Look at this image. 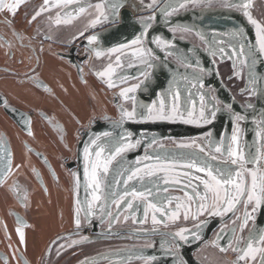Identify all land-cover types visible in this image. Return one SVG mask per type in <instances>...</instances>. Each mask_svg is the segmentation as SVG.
Here are the masks:
<instances>
[{
  "label": "flooded vegetation",
  "instance_id": "flooded-vegetation-1",
  "mask_svg": "<svg viewBox=\"0 0 264 264\" xmlns=\"http://www.w3.org/2000/svg\"><path fill=\"white\" fill-rule=\"evenodd\" d=\"M158 1L155 0L153 3V0H147V4L154 5ZM255 1L253 0L251 7L247 9L253 19H256L252 10ZM81 2L85 4L87 0H79L78 5ZM229 2L230 0L187 1L182 3L184 6L176 9L174 13L179 14L191 9L227 7L244 13V9L231 7ZM109 11L108 16L111 19V8ZM152 13L154 14L155 11ZM152 17L155 19V15ZM256 20L264 25V22ZM101 28L102 25L91 28L86 34L71 43L57 44L46 33L40 36L26 35L18 28L15 20L0 15V55L3 56L0 61V172H4L10 165V170L0 180V264H89L97 259L107 258V260L118 261L133 258L138 253L152 254L154 251L159 253L152 254L156 259L167 260L168 254L164 252L171 250L175 251L173 256L178 255L181 247L183 249L184 246L192 245L195 241L203 239L207 227L214 221L220 222V225L214 230L210 239L195 251L197 258L198 252L209 243L216 244L220 249H227V251L243 249L248 242L250 233L264 218V206L253 212L252 205H248L246 208L245 204L241 202L236 205L233 211L222 215L209 214L215 211L210 207L207 217L198 220L201 213L197 214L196 199L189 202L185 196L186 192L191 194V189L183 186L184 177H179L182 181L181 185L172 183L164 185L162 181L156 180V177H145V182L156 180L159 186L167 187L168 197L180 198L179 201H172L174 202L173 210L177 203H190V210L198 222L187 228L188 231L185 232V235L188 240L185 243L177 242L174 239L172 234L177 231L166 226L170 221L167 217L157 214V219H164L165 223L153 224L152 211L149 210L147 221L142 222L144 221L146 201L133 200L131 209L127 207L126 202L117 207L114 200H117L118 197L114 198L109 195L110 191L123 192L126 188L128 191H131L133 187L136 191L144 190L138 179L128 181L127 185L124 184L129 173H125L123 176L115 174L121 163L124 169L143 168L145 163H152L151 160H144V157L155 156L152 153L154 148H178L168 155L179 156L181 153L187 154L197 150L180 147L181 144H192L193 142L195 145L205 146L207 151V133L210 132L214 140L224 138L228 142L235 123L227 112H219L215 121L207 125L185 124L181 120H146L169 123L171 126L162 131H151L148 128H129L127 125L126 127L125 125L116 127L114 124L111 126L112 131H108L112 134L110 137H103L102 133H98V131L90 132L89 130L97 125L98 129H103L100 123H96L97 120H101V122L121 121V107L128 111L134 107L132 100H125L120 95L121 90L141 84L145 79L144 75L136 78L131 74L130 71L137 63V57L129 60L130 54L124 56L127 59L123 66L115 67L112 77L116 84L115 87H109L108 80L105 81L98 75L99 72L92 69L91 62L94 52L89 51L86 45L81 43L86 42V44L97 48L96 41L89 43L88 38ZM172 30L178 37L205 48L203 38L196 32L181 27H175ZM223 44H225L222 46L225 52L233 56V59H228L227 56L222 57L218 52L215 55L212 54L219 78L206 75L203 80V90L205 92L210 90L218 100L232 103L237 112L247 117L246 120L239 122L241 150L246 155L249 151L255 152L257 149L264 153V139L257 136V131L264 126L260 123L264 118L262 117L264 111L259 113L256 110H250L252 108H248L247 105L252 104L255 107L258 100L257 95L250 96L247 92L241 93L240 91L248 82V67L245 65L243 68V79L236 76V71L240 69L239 61L235 60L236 53L232 51V47L235 46L231 41ZM167 45V47H161L174 46L169 41H167ZM74 46H77L74 53L79 56L88 55L84 62H76L74 53H72ZM98 48L102 50L101 47ZM151 51L152 58L160 60V57L152 49ZM184 54L181 56L184 57ZM181 56H176L174 53L169 54L174 62L186 66V62L181 60ZM57 60L60 62L58 63ZM189 60L191 62V59ZM50 61L53 62L52 77L46 71ZM193 61L196 64L192 63V68L198 71V64L202 65L204 62L200 56H195ZM234 62L238 65L237 68H233ZM138 64L142 63L138 61ZM151 70L152 68H148L146 74H151ZM256 72L258 73V64H256ZM53 74H58L59 77ZM8 77L15 78L25 89L22 91L16 89L18 94H14L13 90H9L7 86ZM172 80L165 81L164 88L166 87V90ZM205 80L209 82L208 86H206ZM178 83L181 86L179 103L182 110L188 100L189 92L193 94L191 101L196 102L195 106L198 109L197 89L186 87L185 80H179ZM258 87L259 85H257V89ZM137 91L138 88L135 93H129V95H134L136 101L139 102ZM73 92L84 98L87 119L82 118L81 112L74 111L70 101L66 99ZM61 93L68 96H61ZM161 98L165 100L166 104L171 103V95L163 96L162 94L159 99ZM154 101L156 100H153L152 103ZM188 106L192 107L190 101ZM63 115L67 118H64ZM139 121L145 120L137 118L125 120L123 123ZM193 127H199L201 131L195 132ZM128 133H131L130 137L127 135ZM96 136H101L97 143L104 148L102 159L109 156L113 137L119 139L124 136L123 143L132 146L127 147L112 161L108 174L103 177L102 191L99 193L102 200L93 205L92 210L95 215L89 216L85 209L87 202L92 201L93 193L92 189L88 187V181L84 174V148L88 145L91 152L99 150L96 145L91 144ZM161 136H163L161 140H154ZM79 152L82 153L83 158L81 164L78 160ZM212 154L217 155L219 161L226 159L220 154ZM137 161L140 163L137 164ZM246 167L253 168L255 166L247 164ZM260 168L261 171H264V161H261ZM177 171L185 172L188 169L178 168ZM191 171L193 176L204 177L203 173ZM246 179L250 184L251 177L246 176ZM116 181H119L118 185L115 183ZM192 182L193 184L197 183V181ZM147 186L153 187L148 183ZM201 190L202 185L197 191ZM148 200L157 203V200L152 197H148ZM165 203L167 202L165 201ZM78 207L80 208L79 226L76 225ZM220 210L223 211L222 204ZM245 211L250 213L253 218L249 219L247 226L241 230L240 226L243 223ZM106 212H111L112 216L104 215L103 213ZM233 229H235V233H233ZM260 229H264V225ZM222 231L224 233L220 237ZM21 232H23V239H21ZM231 232L232 234H230ZM73 241H77V243H73ZM177 243H179V247H177ZM89 248H93L91 253ZM99 252L101 254H98ZM233 252L238 259L241 255L240 251L233 250ZM123 254H130V257ZM136 260H140V258ZM141 260L147 262L146 264H151L154 261H148L147 258Z\"/></svg>",
  "mask_w": 264,
  "mask_h": 264
},
{
  "label": "snow or ice",
  "instance_id": "snow-or-ice-1",
  "mask_svg": "<svg viewBox=\"0 0 264 264\" xmlns=\"http://www.w3.org/2000/svg\"><path fill=\"white\" fill-rule=\"evenodd\" d=\"M22 0H13L9 3L6 0H0V11L8 10L11 14H15ZM78 0H58V5L63 4L67 6L69 4L77 3ZM45 3H48V0H45ZM108 7L111 8V17L115 21L119 15V9L124 6V0H107ZM155 3V0H153ZM252 0H239V4H232L231 7H240L244 9V14L247 16L248 20L256 26L257 34V45L260 53H264V25L259 23L256 19H253L251 13L247 11L251 7ZM180 7L184 5L179 4ZM88 7H95L98 12V15L95 19L91 20L90 27H94L97 24L102 23L103 20H108L109 16L106 14L105 3H97L96 5H88ZM151 7V5H148ZM169 8L172 6L169 5ZM45 9H41L44 11ZM86 11L85 7H79L76 15L82 14ZM165 15H168V10L164 9ZM173 11L175 9L173 8ZM36 15H40V12H37ZM35 19V16L33 17ZM154 17H148L147 19H142L140 23L143 25L144 31L140 35L136 36L129 44H121L118 47L110 48L107 50L109 53L122 52L123 49L129 48L135 45L142 44L144 37L147 35V31L151 28V21ZM61 21L57 17L56 23L59 24ZM64 22H70L64 21ZM228 35H230L234 40L242 41L245 39V34L243 29H234ZM203 38V37H202ZM97 36H90L88 38L89 43L96 41ZM154 42L158 46L167 47V41L156 38ZM224 43L219 41L215 36L212 40L209 41L210 47L208 51L212 52L215 55L217 52L222 56H227L228 59H233V56L228 55L225 52L224 47L220 45ZM257 45L246 46L243 43H239L238 47H232V51L236 53L235 60L239 61V71H236L235 75L243 79V68L245 65L248 67V82L244 88L240 89L241 93L247 92L250 96L257 95V85H262L260 88L261 92H264V75H260L256 72L257 64ZM231 46V45H226ZM247 53V54H245ZM105 53L99 48L96 49V56H103ZM133 54L140 58V62L145 65L146 68L154 67L152 63L153 53L151 49H146L144 47H135L133 48ZM170 54V53H169ZM185 59L181 57V60ZM116 64L119 66L120 57H116ZM237 64L233 63V68H237ZM187 67H192L191 64H188ZM115 73V68L110 63L103 71L99 72L98 75L101 77L108 78L109 87H115L116 84L113 82V74ZM204 74H210V70H205L200 68L198 71H195L189 79L185 76L183 79L186 81V87L196 88L197 95H199V108L197 109L195 101H191V96L193 95L189 92L188 100L185 102L182 110V106L179 103L180 101V90L178 88H173V85L177 82L175 76L170 82L169 88L163 93V96L171 95V103L166 104L163 98L158 101H154L152 104H143L136 101L134 95H129V93H135L136 89L140 87V84L133 85L130 88H124L121 90L120 95L125 100H132L134 107L131 111H128L121 107V121L116 123V127L122 126L125 120H135L137 118L143 120H181L185 124H195V125H207L213 123L219 112H227L231 117L232 121L235 123L230 141L226 142L224 138L219 140L212 139V134L207 133V151L203 145L192 144H181V148H194L192 152L187 154L181 153L177 155H155L153 157L145 156L144 160H151L152 163H145L143 168L136 167L132 169H124L122 163L118 166L116 175L123 176L125 173L127 175V180L124 181V184L127 185V182L133 179H138L144 186V191H136L135 187L131 191H128L127 188L123 192H113L110 191L109 195L112 197H118L114 202L117 204V207L121 203L126 202L128 208H133L132 201L140 200L146 201L147 205L144 209V221H147V216L149 210L152 211V222L153 224H162L165 223L164 219H157V214H160L161 217H167L168 220H177L180 216V209H185V217L187 218L188 210H190V203L182 204L177 203L175 210L172 209V201H179V197H160V193H166L168 191L167 187H160L156 180H160L164 185L169 183L175 185H181L182 181L179 177H184L183 186L191 189V194L188 192L185 193L187 200L190 202L193 199L197 201V214H200L204 211H208L209 208H214L215 211L210 212L211 215H222L223 213L231 212L235 209L237 204L243 202L245 207L252 205V211L255 212L261 206H264V171H261L260 163L264 161V153L259 149L257 151H249L247 155L241 150L240 147V127L239 122L247 119L245 115H242L240 112H237L233 107L232 103H227L221 100H218L216 96L211 94V91L205 92L203 90V80ZM141 75L145 76V79H148V75L145 72H142ZM195 81L196 83H193ZM191 102L192 107L188 106V102ZM248 108H253L252 104L247 105ZM264 117V114H262ZM261 125H264V118L260 121ZM112 134L105 132L102 133L103 137H110ZM129 137L131 133L127 134ZM101 136H96L94 140L91 141L92 145H96L99 150L91 152L89 146L86 145L84 148V174L88 181V187L92 189V201L87 202V208L85 209L86 214L89 216L95 215L93 212V205L96 202H100L102 197L99 193L102 191L103 186V177L106 176L109 172L110 165L112 161L116 159L127 147L132 145L124 144V136H121L119 139L113 137L112 147L109 149V156L106 159H102V153L104 148L101 147L97 141H100ZM257 136L264 139V126L260 127L257 131ZM155 142V141H153ZM139 144V141H137ZM212 153L220 154L226 159L224 161H219L217 155ZM94 157V158H93ZM183 161V163H181ZM140 161H137L139 164ZM247 164H253L255 167L248 168ZM178 168H186L188 171L179 172ZM10 170L6 168L4 172H0V180L3 179L4 173ZM195 170L197 173H203L202 176H193L192 171ZM162 174V175H160ZM246 176L251 177V182L249 184ZM145 177L151 178L156 177V180H148L145 182ZM192 181H197L193 184ZM79 183V180H77ZM117 185L119 181L115 182ZM147 183L153 185L152 188L147 186ZM202 185V190L200 189ZM148 197H152L157 200V203H153L152 200H148ZM158 197H160L158 199ZM126 198H128L126 200ZM165 201L167 203H165ZM211 202V203H209ZM221 204L223 205V211L220 210ZM101 211L103 209L101 208ZM80 208H77L76 216V225H80ZM107 216H112L111 212L103 213ZM250 213L245 211L243 223L241 224V230L247 226L249 219H252ZM116 219V217H113ZM187 229H180L179 231L173 233L174 239L183 242H187L188 237L185 235ZM235 233V229L232 230ZM21 239H23V232L20 233ZM77 243V241H73ZM163 247V245H162ZM179 247V243H177ZM234 251H240L241 255L238 257L239 261H253L255 262L259 257V264H264V229H258L255 232L250 233L248 237V242L246 243L243 249H233ZM221 251H227V249H221ZM155 256H150L147 258L148 261L155 260ZM177 264H186L185 261L178 259Z\"/></svg>",
  "mask_w": 264,
  "mask_h": 264
},
{
  "label": "water",
  "instance_id": "water-1",
  "mask_svg": "<svg viewBox=\"0 0 264 264\" xmlns=\"http://www.w3.org/2000/svg\"><path fill=\"white\" fill-rule=\"evenodd\" d=\"M135 5L130 8L128 7V0H124V6L119 9V15L115 21L108 19L105 24H102V28L92 36H97L96 40L97 48L101 47L102 50H108L113 47H117L121 44H128L131 40H133L136 36L140 35L142 31H144L143 25L140 23L142 19H147L148 17H152L155 15V19L151 21V28L148 29L147 35L143 39L144 48H151L153 52L160 57V60L152 58V63L154 67H152L151 74L149 73L148 79H144L140 84V87L137 91V96L139 97V102L143 104H152L153 100L158 101L159 97L165 93L166 87L165 81L169 79H173L175 76L176 83L173 85V88L181 89L179 80H184L183 77L187 76L191 79L193 73L195 72L194 68L186 67L188 64H196L193 61L194 57L200 56L203 60V64L199 66L205 70H210V74H204L205 76H213L214 78H219V73L216 68V63L214 62V58L212 52L208 51L210 44L209 41L212 40L213 36H215L219 41L227 42L231 41L232 45L238 47L239 43H243L246 46L257 45V35L255 26L248 20L247 16L240 10H236L234 8H201V9H191L185 12L175 14L173 8L176 10L180 6L181 3H186L187 1L193 0H159L156 4L148 7L147 0H133ZM253 1V0H252ZM91 1L87 0L85 4L82 2L78 5H88ZM84 3V2H83ZM232 4H239V0H230L229 2ZM108 5V3H107ZM172 7L169 8L168 6ZM164 9L168 10V15H165ZM110 7L107 6L106 14L110 11ZM112 11V10H111ZM155 11L153 14L152 12ZM146 17V18H145ZM181 27L185 29L192 30L203 37L205 48L195 45L188 40H184L183 38L178 37L174 34L173 28ZM234 29H243L245 34V39L242 41L234 40L230 35H228ZM156 38L167 40L170 44L174 45L168 48H162L158 46L154 40ZM82 45H86L89 51L95 52L97 48L94 46L86 44V42H82ZM225 44H221L220 46H224ZM170 48V49H169ZM77 49V46H74L72 49V53H74ZM257 51V64H258V73L260 75H264V55L259 52L258 45L256 48ZM169 52L176 54V56H183L186 59H183L186 62V66H182L174 62L173 59L169 57ZM74 58L76 62L82 63L88 57V55L79 56L74 53ZM137 57V56H135ZM182 57V56H181ZM191 59V62L190 60ZM136 65L131 70V74L134 77H141V73H147L148 68L145 67L144 64L140 63V58H136ZM195 83V81H193ZM206 86L209 85V82L206 81ZM262 85H259L257 91V103L255 107L250 110H256L261 113L264 111V92L260 91ZM230 95V93H229ZM120 121H106L101 122V120H97L96 123H100L103 129H98L97 126L91 128L89 131H98V133H104L108 131H112L111 126ZM122 125H126L129 128H148L151 131H162L163 129H167L171 125L169 123L163 122H149V121H139L137 123H123ZM96 128V129H95ZM192 129L196 130L195 132L201 131L199 127H193ZM203 130V129H202ZM88 131V132H89ZM176 135V134H172ZM178 135V134H177ZM176 135V136H177ZM180 136V135H178ZM163 136L157 137L154 140H161ZM178 150V148H154L152 150L153 155H164L171 154L172 152ZM82 153L79 152V162L82 163ZM10 165L8 166V168ZM7 173V171H6ZM4 173V174H6ZM151 184V183H148ZM152 185V184H151ZM142 184V188H143ZM161 187V186H160ZM152 188V187H150ZM144 189V188H143ZM144 191V190H143ZM167 196L166 193H160V197ZM153 199V198H152ZM113 200V199H112ZM109 200V201H112ZM154 201V200H153ZM263 215H264V207H263ZM220 222L211 223L206 229V235L203 239L195 241L192 245H186L184 248L180 249V253L178 255H172L175 251H167L164 253L168 254L167 260L164 258H158L154 260L151 264H177V260L181 259L186 262V264H204L201 262L195 255V251L207 240L210 239L212 233L215 229L218 228ZM264 225V218L261 222L257 223L253 232L257 231ZM222 231L220 233V237H222ZM232 234V232L230 233ZM229 237V236H227ZM159 254L158 252H152V254ZM163 253V254H164ZM152 254L147 253H138V255L133 258L135 259H143L148 258L150 256H154ZM125 256L130 257V254H123ZM160 256V255H158Z\"/></svg>",
  "mask_w": 264,
  "mask_h": 264
},
{
  "label": "crops",
  "instance_id": "crops-1",
  "mask_svg": "<svg viewBox=\"0 0 264 264\" xmlns=\"http://www.w3.org/2000/svg\"><path fill=\"white\" fill-rule=\"evenodd\" d=\"M6 2H13V0H6ZM79 2V0H78ZM77 3L69 4L67 6H63V4L58 5V0H48V3H45V0H22L20 3L17 11L15 14H11L8 10L0 11V15H4L8 17L9 19H13L16 21V24L18 28L23 31L28 36H40L44 33L49 34L53 40L57 44H67L71 43L75 39L83 36L90 30L91 28H94L96 26L105 24L107 20L102 19V23L95 25L94 27H90L91 20L95 19L98 15L97 10L95 7H88V5H96L97 3L104 2L105 3V9L107 11V5L106 0H92L88 5H81L78 6ZM135 2L133 0H128L127 6H134ZM79 7H85L86 11L82 14L76 15ZM45 9L44 11H41V9ZM37 12H40V15H36ZM254 16L256 19L262 21L264 12H261V10H255ZM35 16V19L33 17ZM57 17L60 19V23L57 24L56 20ZM70 22H64L69 21ZM263 22V21H262ZM129 44V43H128ZM118 47V46H117ZM135 47H144L143 42L140 45H135L129 48H125L122 50V52L117 53H109L107 50H101L105 54L103 56L97 57L96 51L94 52V57L91 62L92 69L97 72L103 71L110 63L113 65V67H119L123 66L126 61V57H124L126 54H130L129 60L133 59L135 55L133 54V48ZM114 48V47H113ZM120 57V64L117 66L116 64V57ZM3 56L0 55V61H2ZM59 63L60 60H57ZM53 62L50 61L47 67V74H49L50 77H52V68ZM56 77H59L58 74ZM49 77V78H50ZM105 81L108 80L107 77H102ZM57 79V78H56ZM7 86L9 90H13L14 94L17 91L24 90L21 84L15 80L13 77H8ZM123 88V87H122ZM61 96L67 97L68 95L61 93ZM68 101H70V105L73 108L74 111L81 112L82 118L87 119L88 114L86 115L85 109V100L82 96L75 94H70L69 97L66 98ZM64 116V115H63ZM64 118H67V116H64ZM20 161V159H18ZM174 202H172L173 206ZM207 211L200 214V216L197 218L203 219L207 217ZM202 217V218H201ZM195 219L194 213L191 210H188L187 218L185 217V209H180V216L177 220H170L169 223L166 225L168 228L174 231H179L180 229H187L193 226L194 223L198 222V220ZM202 221V220H200ZM199 221V222H200ZM182 226V227H181ZM93 251V248H89V252L91 253ZM98 254H101L99 252ZM198 258L203 262L204 264H259L258 258L255 262L253 261H239L236 257V254L231 251H221L219 246L216 244L213 245L212 243L207 244L204 246L200 252H198ZM127 259V260H126ZM125 260H110L107 258L105 259H97L92 261L89 264H146L144 260H136L133 258H126Z\"/></svg>",
  "mask_w": 264,
  "mask_h": 264
},
{
  "label": "rangeland",
  "instance_id": "rangeland-1",
  "mask_svg": "<svg viewBox=\"0 0 264 264\" xmlns=\"http://www.w3.org/2000/svg\"><path fill=\"white\" fill-rule=\"evenodd\" d=\"M253 11H257V10H261V12H264V0H256L253 7H252ZM255 13V12H254ZM263 14V19L262 21L264 22V13ZM256 16V15H255ZM257 17V16H256ZM125 260V259H124ZM127 260V259H126Z\"/></svg>",
  "mask_w": 264,
  "mask_h": 264
},
{
  "label": "bare ground",
  "instance_id": "bare-ground-1",
  "mask_svg": "<svg viewBox=\"0 0 264 264\" xmlns=\"http://www.w3.org/2000/svg\"><path fill=\"white\" fill-rule=\"evenodd\" d=\"M128 7L132 8L133 6H128Z\"/></svg>",
  "mask_w": 264,
  "mask_h": 264
}]
</instances>
